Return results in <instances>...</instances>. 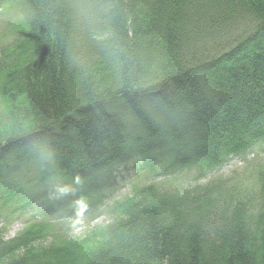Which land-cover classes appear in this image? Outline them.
<instances>
[{
  "label": "trees",
  "instance_id": "1",
  "mask_svg": "<svg viewBox=\"0 0 264 264\" xmlns=\"http://www.w3.org/2000/svg\"><path fill=\"white\" fill-rule=\"evenodd\" d=\"M22 5L27 38L0 60V161L43 143L39 182L76 190L60 194L65 210L74 196L102 203L121 165L209 172L264 144V0ZM198 177L136 183L85 259L37 247L42 224L0 227V264H264V205L247 211ZM259 184L264 201V173Z\"/></svg>",
  "mask_w": 264,
  "mask_h": 264
},
{
  "label": "rangeland",
  "instance_id": "2",
  "mask_svg": "<svg viewBox=\"0 0 264 264\" xmlns=\"http://www.w3.org/2000/svg\"><path fill=\"white\" fill-rule=\"evenodd\" d=\"M22 11V0H0V60L27 38ZM4 109L0 92V113ZM45 151L43 143H36L30 149L12 152L6 162L0 161V227L6 238H13L33 224H42L47 234L37 247L53 248L50 249L53 251L51 257H60L59 262L72 256L85 259V255L104 241L105 232L102 231L112 220L113 202L130 195L136 183L155 181L171 189H180L189 187L200 175L198 182L203 186L213 184L230 192L234 200H238V195L243 197L242 200L248 203L247 211L264 205L259 184V177L264 173V144L245 157L232 158L209 172L184 169L174 174L148 177L146 170L138 172L132 167L133 162L121 165L113 173L117 182L108 188L103 186L106 197L102 203L94 208L82 197L74 196L76 204L68 205L66 210L63 203L71 198L65 197L62 203L57 200L65 190L73 193L76 190L72 184L65 188L60 182H39V166L43 163Z\"/></svg>",
  "mask_w": 264,
  "mask_h": 264
}]
</instances>
